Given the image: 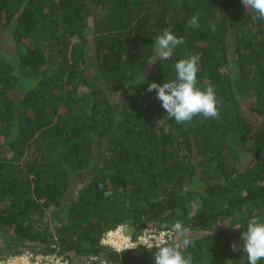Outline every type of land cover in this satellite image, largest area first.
Masks as SVG:
<instances>
[{"label": "trees", "instance_id": "obj_1", "mask_svg": "<svg viewBox=\"0 0 264 264\" xmlns=\"http://www.w3.org/2000/svg\"><path fill=\"white\" fill-rule=\"evenodd\" d=\"M254 17L241 0H0V257L29 247L71 264L98 252L154 264L156 248L99 244L126 223L134 235L174 228L165 246L180 244L192 264H247L231 244L248 220L264 222V20ZM166 27L184 43L149 64ZM191 55L219 117L178 124L147 87L175 80Z\"/></svg>", "mask_w": 264, "mask_h": 264}, {"label": "clouds", "instance_id": "obj_2", "mask_svg": "<svg viewBox=\"0 0 264 264\" xmlns=\"http://www.w3.org/2000/svg\"><path fill=\"white\" fill-rule=\"evenodd\" d=\"M241 3L245 9H250L255 13L254 18L264 20V0H241ZM187 25L193 30L199 29V13L193 15L187 21ZM183 43V37H177L167 27L164 28L162 34L155 38V55L149 58L147 62L152 64L157 59L161 61L171 59L173 50L177 45ZM198 62L199 57L197 55L179 59L174 65L176 71L175 80L165 81L162 84L154 81L148 83L147 91L155 92L156 98L161 102L167 116L170 119H174L178 124L190 122L197 115H202L205 119H217L219 117L213 88L200 89L196 86ZM143 81L144 76L142 80L137 79L133 83H143ZM109 195H111V192H105V196ZM240 226L234 227L239 228ZM175 227L177 230L181 228L179 224ZM128 230L129 226L127 232L134 235ZM240 241L239 247L235 242L231 244L232 251L244 252L247 257V264H258V261L264 259V222H260L255 218L248 220L246 230L240 235ZM188 243V240H185L183 247H187ZM154 246L156 248V251L153 253L154 264H192L191 255H185L181 250L182 246L180 244L165 246L158 243Z\"/></svg>", "mask_w": 264, "mask_h": 264}, {"label": "built area", "instance_id": "obj_3", "mask_svg": "<svg viewBox=\"0 0 264 264\" xmlns=\"http://www.w3.org/2000/svg\"><path fill=\"white\" fill-rule=\"evenodd\" d=\"M118 225L109 228L102 234L100 245L108 252L121 253L129 250H139L141 248L151 249L155 244L167 245L174 241L177 231L172 228H159L147 226L137 235H132ZM124 249V250H123ZM0 264H71L70 258L63 253L43 252L39 248H25L16 253H9L0 257ZM87 264H118L108 253H94L88 258Z\"/></svg>", "mask_w": 264, "mask_h": 264}, {"label": "rangeland", "instance_id": "obj_4", "mask_svg": "<svg viewBox=\"0 0 264 264\" xmlns=\"http://www.w3.org/2000/svg\"><path fill=\"white\" fill-rule=\"evenodd\" d=\"M92 60V59H91ZM90 70H92V69H90ZM120 225H123V229H124V227H126V230H124L125 232H127V228H128V224H126V223H122V224H120ZM143 230V229H142ZM129 231V230H128ZM128 233V232H127ZM182 233H183V235H184V237L185 238H192L193 237V233L192 232H188V231H186V230H183L179 235H182ZM182 235V236H183Z\"/></svg>", "mask_w": 264, "mask_h": 264}]
</instances>
